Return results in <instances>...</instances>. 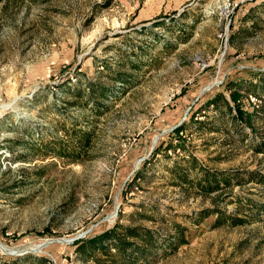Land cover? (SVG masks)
<instances>
[{"label": "rangeland", "instance_id": "374dc122", "mask_svg": "<svg viewBox=\"0 0 264 264\" xmlns=\"http://www.w3.org/2000/svg\"><path fill=\"white\" fill-rule=\"evenodd\" d=\"M231 82L236 102L257 110L251 122L221 115L222 104L204 108L217 92L230 98ZM89 83L106 94L89 98ZM263 83L264 0H0V264H38L34 255L93 264L75 240H57L117 220L158 234L141 264H264V186L204 195L171 171L193 154L213 171L264 172L254 150ZM134 168L141 177L122 195ZM216 206L248 220L192 222ZM173 223L186 227L177 248L168 243Z\"/></svg>", "mask_w": 264, "mask_h": 264}, {"label": "trees", "instance_id": "16d2710c", "mask_svg": "<svg viewBox=\"0 0 264 264\" xmlns=\"http://www.w3.org/2000/svg\"><path fill=\"white\" fill-rule=\"evenodd\" d=\"M234 32V31H233ZM232 32V33H233ZM232 40V39H231ZM256 83L251 82L249 86V92L256 98H261V95L256 92L253 88ZM233 83H228L226 89L229 92L230 98H227L222 92H217L213 97L207 100L204 108L208 109L211 105L215 109H219L220 104L224 105L226 111L223 114H228L233 120H239L242 122H251L253 119V114H256V109L250 111L247 107L238 102L237 91L233 90ZM241 85V84H240ZM88 97L94 100L95 97H101L106 94V87L103 85H95L94 83L88 84ZM264 88V83H263ZM248 104L250 100L247 99ZM233 109L236 114H232ZM202 112V108L198 110V113ZM195 113V112H194ZM193 113V114H194ZM193 114L191 119H193ZM205 114V113H204ZM185 123L179 125L175 128V133L182 131L185 128ZM79 140L84 142L89 141L90 135L88 132H82L78 136ZM164 142L158 144L154 154L162 150ZM169 144V143H168ZM170 145H166V148ZM255 152L264 154V136L261 141L254 148ZM76 153V154H75ZM74 150L68 151L67 157L69 159H77L80 156V152ZM185 162L186 165H181L180 163L174 162L171 171L173 172V177L176 180V184L183 185L189 184L196 186L204 195H208L214 191H221L224 188L230 190L229 194L232 193V188L234 185H244L248 182H255L264 186V172H258L257 170H247L243 174L230 173L228 171H213L202 166L198 161L197 157L193 154H188ZM149 162V161H148ZM147 163V162H146ZM198 170L200 175L195 179L189 178L190 171ZM141 177V169L135 171L131 176V180L127 182L122 195L126 194L130 189V184L136 179ZM228 194V196H229ZM255 205V208H258ZM254 208V207H252ZM258 211H261L260 209ZM121 213H119V217ZM215 216L214 226L219 227L225 224L232 226L244 224L248 219H244L238 215H234L231 212H227L225 209H221L218 206L214 208L204 207L195 213V218H192V222L199 224L205 218L209 216ZM152 219L151 215L142 217ZM173 228L175 233L169 236V245L173 248H177L179 245L187 242L185 239L186 227L180 225L179 223H173ZM73 250L83 261H90L93 264H141L148 260V256L154 254L155 250L158 249V234L155 229L143 225H130L120 223L119 220L116 221L111 227L102 229L100 231H93L87 234L85 237L75 240L72 244ZM31 257L32 255H27ZM37 258L38 264H44L45 262L50 263L51 260L47 256L34 255ZM26 257V256H25ZM4 259V260H3ZM2 260L6 264H16L19 257H2Z\"/></svg>", "mask_w": 264, "mask_h": 264}, {"label": "water", "instance_id": "95a60500", "mask_svg": "<svg viewBox=\"0 0 264 264\" xmlns=\"http://www.w3.org/2000/svg\"><path fill=\"white\" fill-rule=\"evenodd\" d=\"M179 124H181V123H179ZM136 169L134 168L133 169V172L135 171ZM82 235H79V236H77V237H75V238H72V239H70V240H57V241H65V242H73L74 240H76V239H78V238H80ZM49 242H51V241H49ZM49 242H47V244L49 243ZM1 248V247H0ZM14 253H16V252H9V254H14Z\"/></svg>", "mask_w": 264, "mask_h": 264}]
</instances>
